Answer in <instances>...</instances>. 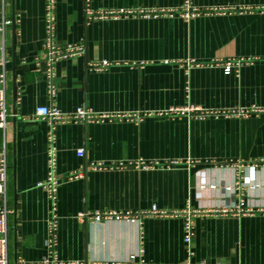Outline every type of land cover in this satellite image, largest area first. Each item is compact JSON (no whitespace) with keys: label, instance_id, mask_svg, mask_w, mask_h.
<instances>
[{"label":"crops","instance_id":"crops-1","mask_svg":"<svg viewBox=\"0 0 264 264\" xmlns=\"http://www.w3.org/2000/svg\"><path fill=\"white\" fill-rule=\"evenodd\" d=\"M187 3L202 12L186 18ZM262 6L264 0H57L55 41L83 44L85 54L55 63L54 103L64 111L85 105L142 115L59 124V173L91 162H160L88 167L83 177H65L57 204L62 259L117 264L142 247L151 264H264V111L143 115L189 102L213 111L264 108ZM87 8L133 13L87 18ZM216 8L225 10L207 11ZM1 12L15 16V28L0 32L9 112L0 151L6 144L9 264H22L46 254L50 218L47 193L37 186L48 169V126L33 117L38 105L50 103L46 62H36L46 45V0H0ZM241 58L251 61L225 73L226 61ZM102 60L111 66L89 67ZM153 207L168 213L142 216V232L132 218L78 217ZM188 210H200L191 256L184 240Z\"/></svg>","mask_w":264,"mask_h":264},{"label":"built area","instance_id":"built-area-1","mask_svg":"<svg viewBox=\"0 0 264 264\" xmlns=\"http://www.w3.org/2000/svg\"><path fill=\"white\" fill-rule=\"evenodd\" d=\"M56 3L57 0H46V12H45V21H46V45L43 55L36 58L37 64H40L41 59H44L46 62V68L44 73L47 78V92L50 99L49 104L38 105L33 113V117L37 120H44L47 123L48 131H47V141H48V149H47V164L48 169L46 172V176L44 179L37 182V186L43 188L47 197L50 201V218L48 220V228H47V237L45 240L46 246V254L41 260L29 263L22 264H89L80 262L77 260H65L62 259L59 255L58 251V226H59V215L57 212V204H58V191L59 187L66 177L70 180L78 179L83 177L85 170L90 167L93 169H101V168H111L113 166H124L127 164H134L136 166H142L144 168H149L151 166H155L159 164V161H145V160H137L136 162H128L124 161L119 162H91L86 164L85 168H78L72 172H70L67 176H63L58 171V153L59 148L57 145V136L56 130L57 126L62 123L67 122H90L95 120H111L114 118H122L129 117L135 115L137 118L142 117L141 114H115V113H98L95 112L90 107L85 105L79 106L72 111H64L60 109L55 103L54 99L57 94V88L54 84L55 77V63L62 59L68 58L77 55L85 54V46L83 44H60L55 41V24H56ZM184 16L189 18L191 16H195L200 14L202 10L196 6L187 3L184 6ZM251 9V8H248ZM257 9H264V6ZM225 8H216V10H207V11H224ZM142 11V10H140ZM148 13L157 12L156 10H147ZM133 13L128 10H105L100 12H95L94 10L87 8L86 16L87 18H101V17H117L122 14ZM154 13V14H155ZM0 32L5 31V26L12 23V19L6 17L3 12L0 13ZM251 59H238V60H228L224 63L225 73L229 74L233 68H237L243 65L245 62H249ZM6 61L4 58H0V130L4 131L7 134V130L9 127V112H8V104L6 97V82H7V69H6ZM111 62L108 60L102 61H93L89 63V67L105 69L111 66ZM38 70H41L38 67ZM260 111H264V108L250 106L245 108L238 109H229L223 111H213L202 108L193 103H187L185 105L179 106H170L169 108L160 110L158 112H146L143 115L151 116H169L172 118L175 117H189V118H205L209 115H241V116H249L253 113H257ZM6 144H4V149L0 151V196L4 198L3 204H0V264H9V254H8V220L9 216L13 213V209L8 206L7 203V181H8V168L9 162L6 154ZM77 154L81 157L85 155V148L81 147L77 150ZM172 163H177L176 161ZM243 164L239 166L242 168ZM166 210H159L156 207H153L151 210H141L137 213H132L130 211L122 212L118 210H107V211H96L92 214L88 212H80L78 217L84 221L91 219L92 221L100 220V219H114V218H132L138 220L140 224V231L142 230V216H148L152 214L163 215L167 214ZM200 213V210H188L185 215L184 221V240L188 246V255H192L191 251V242L194 235L195 228V220L194 217ZM142 232V231H141ZM144 249L142 247L139 248L138 252L132 253L125 262L117 263V264H151L148 263L144 258L143 254ZM186 264H192L187 262ZM201 264H206L202 262Z\"/></svg>","mask_w":264,"mask_h":264},{"label":"water","instance_id":"water-1","mask_svg":"<svg viewBox=\"0 0 264 264\" xmlns=\"http://www.w3.org/2000/svg\"><path fill=\"white\" fill-rule=\"evenodd\" d=\"M12 25H13V28H15V16L14 15L12 16Z\"/></svg>","mask_w":264,"mask_h":264}]
</instances>
